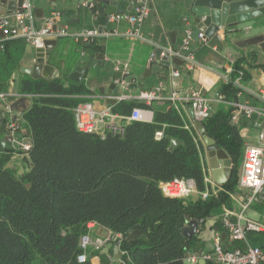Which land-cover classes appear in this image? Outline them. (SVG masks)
Masks as SVG:
<instances>
[{
    "label": "trees",
    "instance_id": "trees-1",
    "mask_svg": "<svg viewBox=\"0 0 264 264\" xmlns=\"http://www.w3.org/2000/svg\"><path fill=\"white\" fill-rule=\"evenodd\" d=\"M20 40L23 51L26 41ZM259 67L264 70V61ZM234 81L222 85L227 100L236 99ZM20 91L33 97L21 118L32 143L28 151L0 152V264H91L90 259L78 260L80 239L90 221L125 235L121 247L126 264H185L189 253L202 250L203 241L197 235L188 240L182 228L187 216L200 222L232 207L245 148L232 120L234 106L203 121L206 133L234 163L228 181L214 192L206 180L204 144L174 105L113 102L112 110L119 115L129 116L141 107L153 110L154 118L128 121L124 134L109 133L102 139L76 126L74 108L86 101L84 84L27 76ZM159 130L164 132L161 139L156 138ZM171 138L182 143L172 148ZM17 152L20 165L7 167ZM175 177L193 178L200 193L209 191L208 197L166 196L160 183ZM133 225L142 235L127 240Z\"/></svg>",
    "mask_w": 264,
    "mask_h": 264
},
{
    "label": "crops",
    "instance_id": "crops-1",
    "mask_svg": "<svg viewBox=\"0 0 264 264\" xmlns=\"http://www.w3.org/2000/svg\"><path fill=\"white\" fill-rule=\"evenodd\" d=\"M29 2L32 5V22L35 28H43L46 26V20L56 15L58 24L67 29L69 35L57 38L58 43L52 51L50 63L59 72L56 77L63 78L66 85L72 82L84 84L87 92L83 98L90 101L95 109L108 108L116 102L113 101V97L117 95H126L130 100L138 98L142 91H156L158 97L148 104H154L157 107L171 104L182 110L187 127L188 124H193L199 139L204 144L206 180L211 183L213 191H219L222 187L213 180L207 146L202 134L197 130L196 119H193L190 114L192 105L184 100L187 93L197 89L210 98L212 114L217 110L234 106L233 102L260 110L249 113L234 106L233 115L236 117L235 119L232 117L240 130L245 147L249 144H258L259 132L264 129V70L259 67V63L264 61V45H246L242 42L245 38L261 33V29L252 27V22L243 25L248 28L245 33L243 32L244 34L238 32L234 34L237 40L236 45L222 49L219 45H210V40L204 42L193 36L194 29L185 19L184 0H144L142 3H138L137 0H119L118 4H115L116 0H29ZM138 4L145 5L150 10L149 16L141 24L128 20L115 22L111 20L110 15L112 14L134 13ZM21 8L22 6L12 3V0H0V14L12 13ZM105 13L109 14V18L102 22L101 16ZM110 27L112 29H109ZM101 28L102 31L99 30ZM138 28L140 36L132 35ZM229 28L238 27L230 26ZM92 30L102 33L90 40L80 37V34ZM160 32L166 36L169 43L167 46H162L156 41L155 36ZM3 39L4 35L0 30V40ZM20 39L4 40L5 49L0 50V86L5 88L0 90V94L9 95L6 100L0 98V139L4 137L1 129L5 125L9 128L14 119L21 122L23 113L32 103V95L20 91V82L27 76L36 78L29 72L35 62V49L26 43L22 51V40ZM90 43L91 46H89ZM158 47L168 50L170 64L162 65L155 72H147V69L157 60ZM171 51L184 55L191 53L194 61L182 58L181 54L171 55ZM153 53H155V58L151 61ZM174 57H178L179 60L174 61ZM241 59L240 71L246 74L244 73L241 82L237 83L238 75L235 72V64ZM125 65L128 67L125 68ZM78 66L85 70L76 72ZM175 70L179 71V76L173 75ZM119 71L123 73L121 78L117 77ZM126 71L128 73H125ZM122 78L127 81L128 85L123 86L119 82ZM231 80H235L234 84L238 88L236 99L228 98V103L215 101V94L221 92L223 83ZM174 94L177 98H174ZM22 97H28V99L12 108L14 101ZM141 109L144 111L143 121H152L154 111ZM20 134L27 137V140L29 139L23 127ZM13 146V141L11 142L7 137L3 142L0 141V152L4 149L10 151ZM223 150L228 154V159L233 161L229 153ZM243 159L238 167L239 178L242 173ZM227 160H220V165ZM12 162L20 165L19 156L14 155ZM245 194V190L238 185V191L233 194L231 208H224L221 215L198 221L194 235H197L204 244L199 253L201 256L203 253H211L213 259L207 260L200 256L197 262L192 263L186 258L185 264H215L214 240L219 233L223 235L225 245L231 246L228 237L224 236L226 232L222 220L225 215H231L232 219H237L236 216L242 210ZM201 195L202 193L197 191L189 199L196 200ZM244 215L246 218L264 224V207L260 204L253 205ZM107 232L108 230L97 225L92 229L94 236L105 235ZM247 243L264 250V231L248 232ZM193 253L195 252L188 255ZM124 255V250L115 241L109 242L100 251H89L91 264H126Z\"/></svg>",
    "mask_w": 264,
    "mask_h": 264
},
{
    "label": "built area",
    "instance_id": "built-area-1",
    "mask_svg": "<svg viewBox=\"0 0 264 264\" xmlns=\"http://www.w3.org/2000/svg\"><path fill=\"white\" fill-rule=\"evenodd\" d=\"M144 0H137L142 3ZM29 0H24L21 10L14 11L8 14H0V30L4 35V39L0 40V50L5 49V41L11 38H21L34 48L42 47L46 39L58 38L69 35L67 29L62 28L56 19V15L46 20V26L41 29L35 28L32 22V7ZM150 14L149 8L145 5H136L134 13H116L110 15L112 21L128 20L135 24H141ZM54 29V26H56ZM140 29L132 35L140 36ZM98 30H92L80 34V37L90 40L95 36L100 35ZM199 38L204 42H208L209 38L203 32L199 34ZM162 55L167 54L168 50L162 47ZM171 55L179 56V52H170ZM182 58L193 62L194 56L191 53L187 55L181 54ZM155 58V53L151 55V61ZM128 65H125L127 68ZM125 73H128L126 71ZM173 75L179 76L178 70L173 72ZM244 72L239 71L236 82L239 83L243 79ZM119 82L126 86L127 81L120 79ZM9 95L0 94V98L6 100ZM156 91H142L140 92L138 100H143L146 103H151L157 98ZM174 98L177 95L174 94ZM113 101L126 100V95L114 96ZM190 102L194 110L195 119L205 121L212 115V100L207 98L201 91L194 89L187 93L185 99ZM215 101L228 103L222 92L215 94ZM239 109L246 110V112H259L251 107L242 105L238 102L232 103ZM113 105L103 110L94 108L90 101H83L74 108L75 121L77 129L81 132L97 134L102 139H105L109 133L113 135L124 134L125 126L128 121L144 120L143 110L139 107L133 109L129 116L119 115L112 110ZM233 115V119H235ZM9 130L13 136L14 148L22 151H28L31 148V143L27 142V137L21 135L22 125L18 119H14L10 125ZM164 135L163 130L156 132V138L161 139ZM258 144H249L245 147L244 159L242 164V173L239 179V187L245 190V199L242 203V210L236 216V220L231 218V215H225L222 222L229 239L231 246H226L223 240V235L219 233L214 240V252L216 254L215 264H261L264 262V250L259 246L250 245L247 243V235L250 231H264V224L245 217V212L253 205L260 204L264 207V129L259 132ZM19 156V152L14 154ZM162 192L172 198H187L198 191L196 181L193 178L175 177L168 181L160 183ZM216 192L218 190H215ZM214 191V192H215ZM209 191L202 192L204 198L208 197ZM89 231L82 235L80 239V246L82 252L78 255V260L85 263L89 260V251H100L109 242L115 241L119 246L123 244L125 235L121 232H113L108 230L105 235L94 236L92 229L96 223L90 221L87 224ZM240 244V245H236ZM233 245V247H232ZM125 253V252H124ZM200 253H193L188 255V259L195 263L200 258ZM202 258L212 260L211 253H203Z\"/></svg>",
    "mask_w": 264,
    "mask_h": 264
},
{
    "label": "water",
    "instance_id": "water-1",
    "mask_svg": "<svg viewBox=\"0 0 264 264\" xmlns=\"http://www.w3.org/2000/svg\"><path fill=\"white\" fill-rule=\"evenodd\" d=\"M119 0H116L115 4H118ZM186 14L185 19L189 25L193 27V36L199 38V34L203 32L210 40V45H219L222 49L231 45H236L237 40L235 33H245L248 28L243 26L247 22H252L253 26L257 29H261V33L256 36H251L242 40L246 45L263 44L264 45V0H184ZM24 0H12V3H16V6H22ZM11 4V3H10ZM9 4V5H10ZM109 18V14L105 13L101 16L102 22ZM230 26H237L238 28H229ZM57 25L54 26L56 29ZM109 29H112L110 27ZM160 28H158L159 30ZM102 31V28L99 29ZM157 30V31H158ZM102 33V32H101ZM243 33V34H244ZM155 39L162 46H167L169 43L166 36L160 32L156 34ZM57 38L46 39L42 47L35 49V62L32 69L29 71L34 77L52 78L59 75L56 67L50 63L52 51L57 46ZM92 44L90 43L89 46ZM156 62L147 69V72H155L160 69L162 65L170 64V55L165 54L162 56V49L156 51ZM178 57H174V61H177ZM179 60V59H178ZM85 70L81 66H78L76 72ZM146 72V73H147ZM123 76L122 71L117 74L118 78ZM28 97H22L12 104V108H15L18 104L27 100ZM190 114L194 119V110H190ZM6 124V120H4ZM195 125L200 134H202L203 140L208 149L209 162L212 168V177L216 184L223 185L226 183L231 175L233 161L228 159V154L222 149L216 146V142L207 133L202 121L196 120ZM4 137L0 141H4L10 138L13 141V136L9 128L5 125L3 129ZM32 143V139L26 140ZM171 147H175L182 143L181 140L171 138ZM6 149H4L5 151ZM228 159L223 165H220V160ZM13 162L10 161L7 167H13ZM19 173H24V168L20 167ZM30 186V184H28ZM198 227V221L187 216V224L182 228L183 235L189 240L194 236ZM142 235L141 229L137 225H133L129 231L127 240H132ZM226 236V233H224Z\"/></svg>",
    "mask_w": 264,
    "mask_h": 264
},
{
    "label": "rangeland",
    "instance_id": "rangeland-1",
    "mask_svg": "<svg viewBox=\"0 0 264 264\" xmlns=\"http://www.w3.org/2000/svg\"><path fill=\"white\" fill-rule=\"evenodd\" d=\"M22 125V124H21ZM25 155V153L23 152V156ZM16 159V158H15ZM15 161H17V159L15 160ZM19 162L21 163V161H20V159H19Z\"/></svg>",
    "mask_w": 264,
    "mask_h": 264
},
{
    "label": "flooded vegetation",
    "instance_id": "flooded-vegetation-1",
    "mask_svg": "<svg viewBox=\"0 0 264 264\" xmlns=\"http://www.w3.org/2000/svg\"><path fill=\"white\" fill-rule=\"evenodd\" d=\"M12 135V134H11ZM13 148H14V146H13Z\"/></svg>",
    "mask_w": 264,
    "mask_h": 264
}]
</instances>
